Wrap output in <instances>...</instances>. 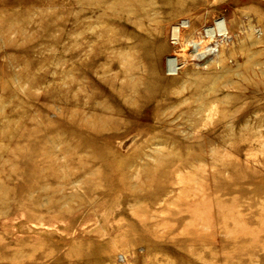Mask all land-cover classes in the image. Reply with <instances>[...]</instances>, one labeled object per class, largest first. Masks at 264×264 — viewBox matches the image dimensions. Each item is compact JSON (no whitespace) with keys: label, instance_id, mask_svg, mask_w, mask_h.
<instances>
[{"label":"rangeland","instance_id":"374dc122","mask_svg":"<svg viewBox=\"0 0 264 264\" xmlns=\"http://www.w3.org/2000/svg\"><path fill=\"white\" fill-rule=\"evenodd\" d=\"M91 1L78 34L76 0H0V264H264V84H226L264 66V0ZM217 19L230 39L192 61L183 46ZM137 42L144 71L176 59L179 88L213 104L179 107L194 113L157 129L174 137L105 136L126 120L98 137L76 119V64L86 93Z\"/></svg>","mask_w":264,"mask_h":264},{"label":"bare ground","instance_id":"6f19581e","mask_svg":"<svg viewBox=\"0 0 264 264\" xmlns=\"http://www.w3.org/2000/svg\"><path fill=\"white\" fill-rule=\"evenodd\" d=\"M75 24L78 34L80 33L83 26V17L90 19L92 11L90 9L91 0H76L75 2ZM85 4V5H84ZM172 5H178V1L173 0L170 2ZM88 7L85 10L83 7ZM92 8V7H91ZM176 14L186 12L185 7H176ZM90 28V24H88ZM190 29L191 26L187 23H181L179 27L171 29V35L173 41L180 42V28ZM194 37L190 38L185 45L183 50L191 52V59L194 62H202L208 56L215 53L214 46L218 44V39L223 40L230 39L231 29L228 28L224 20H214L212 25L203 28ZM262 42H264V37ZM261 42V43H262ZM136 46L138 49L133 53L129 51L126 54L124 60L118 58H103L104 67H102L101 83L93 82L89 83L86 93L82 90L80 79L83 77L82 68L84 62L79 60L76 64V119L80 126L85 123L93 130L98 137H102L101 132L104 125L114 124L116 122H124L126 120L130 123V129L114 135H105L112 138L120 137H133L137 139H149V138H170L174 137L172 134L157 132L161 126H168V122L177 120L179 118H187L194 111H183L182 113L179 107L183 105H193L197 102L213 104L214 98H207L203 96L204 90L202 87L196 91H187L184 88H179L178 85L184 84V80L188 74H179V64L176 59L166 61L165 76L162 74V67L159 64L148 63L147 71H144L145 67V53L139 52L141 44L137 42ZM168 48L162 41L159 48L157 49V57H160L162 53ZM217 57L221 61L226 54L224 47H217ZM141 54V55H140ZM89 55L87 65L92 63V59ZM147 67V66H146ZM95 69H88L87 77L92 80L96 74ZM264 72V66L258 71L249 72L245 74L241 80L235 82L228 78L226 83L229 89L234 91L236 94L253 89H258L264 84V78L262 75ZM127 80L125 84L122 82ZM102 87V92L99 94L93 93V87ZM93 86V87H92ZM86 99L83 102V99ZM100 100L101 102L96 105L95 102ZM198 111V108H197ZM85 118V119H84ZM147 128L149 130H142ZM151 131V132H148ZM156 131V132H155Z\"/></svg>","mask_w":264,"mask_h":264}]
</instances>
